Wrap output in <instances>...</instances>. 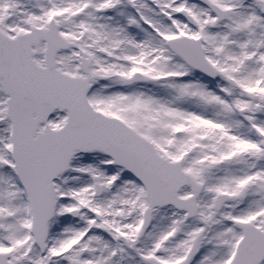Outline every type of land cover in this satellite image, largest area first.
<instances>
[{
  "label": "snow or ice",
  "instance_id": "6c2138e0",
  "mask_svg": "<svg viewBox=\"0 0 264 264\" xmlns=\"http://www.w3.org/2000/svg\"><path fill=\"white\" fill-rule=\"evenodd\" d=\"M0 264H264V0H0Z\"/></svg>",
  "mask_w": 264,
  "mask_h": 264
}]
</instances>
